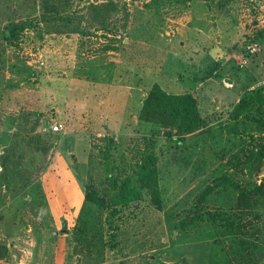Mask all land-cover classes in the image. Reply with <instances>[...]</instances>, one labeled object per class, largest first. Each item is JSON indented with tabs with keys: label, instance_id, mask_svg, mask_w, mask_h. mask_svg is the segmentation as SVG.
Instances as JSON below:
<instances>
[{
	"label": "rangeland",
	"instance_id": "1",
	"mask_svg": "<svg viewBox=\"0 0 264 264\" xmlns=\"http://www.w3.org/2000/svg\"><path fill=\"white\" fill-rule=\"evenodd\" d=\"M10 22L23 30L0 37V264H264V202H235L264 183V0H0V34ZM154 83L192 93L205 126L167 137L141 121ZM148 147L160 207L140 189L111 240L106 204Z\"/></svg>",
	"mask_w": 264,
	"mask_h": 264
},
{
	"label": "trees",
	"instance_id": "2",
	"mask_svg": "<svg viewBox=\"0 0 264 264\" xmlns=\"http://www.w3.org/2000/svg\"><path fill=\"white\" fill-rule=\"evenodd\" d=\"M23 25L16 23H8L1 31L0 37L6 42L14 43L21 31ZM262 87L255 89L254 96H250V99L256 97L262 101ZM252 102V101H250ZM247 103L242 101V104L236 107L237 111H242L247 107ZM138 118L141 121L149 122L158 125L164 131V135L167 137L178 136L182 137L199 129H202L206 122L201 118L198 111V102L196 97L190 93H167L158 84L154 83L146 97L143 99L141 109L138 114ZM259 121V120H257ZM261 125L264 126V119H260ZM149 151L142 153L136 163L134 171V177L125 178L115 191L110 195L109 214L107 215V221L109 222V230L111 240H113L114 230L116 228L114 222V216L121 212L130 203L138 200L140 195V189L146 190L149 194L152 202L160 207L161 197L160 191L157 186V157L152 147H148ZM263 150V149H262ZM253 155V153L251 154ZM5 160H2V165ZM225 178V177H224ZM226 179V178H225ZM223 179V181L225 180ZM221 179L217 180V184ZM264 183L256 184L254 182H247L244 185L237 187V199L236 208L239 210H254L259 204L263 205L264 202ZM92 200L98 205L104 204V200H97L92 197ZM106 202V201H105ZM211 220L224 228L226 231L240 233L242 226L238 223H234L231 218L224 213L214 212L211 213ZM114 247V244H111ZM6 250L0 247V257L5 254Z\"/></svg>",
	"mask_w": 264,
	"mask_h": 264
},
{
	"label": "built area",
	"instance_id": "3",
	"mask_svg": "<svg viewBox=\"0 0 264 264\" xmlns=\"http://www.w3.org/2000/svg\"><path fill=\"white\" fill-rule=\"evenodd\" d=\"M61 128V124H54L53 126H52V129L54 130V131H58L59 129Z\"/></svg>",
	"mask_w": 264,
	"mask_h": 264
}]
</instances>
